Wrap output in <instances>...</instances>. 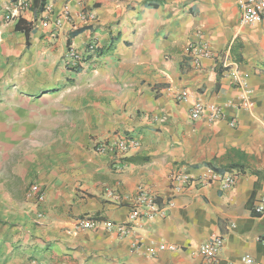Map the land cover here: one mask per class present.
Listing matches in <instances>:
<instances>
[{
	"label": "crops",
	"instance_id": "crops-1",
	"mask_svg": "<svg viewBox=\"0 0 264 264\" xmlns=\"http://www.w3.org/2000/svg\"><path fill=\"white\" fill-rule=\"evenodd\" d=\"M240 14L237 0H0V94L17 96L15 114L0 101V264H264V21ZM203 44L212 55L192 62ZM197 99L224 117L191 120ZM123 135L139 146L94 150ZM140 186L158 213L130 223ZM82 218L95 227L75 230ZM217 235L208 262L199 247ZM157 242L176 250L149 254Z\"/></svg>",
	"mask_w": 264,
	"mask_h": 264
},
{
	"label": "built area",
	"instance_id": "built-area-1",
	"mask_svg": "<svg viewBox=\"0 0 264 264\" xmlns=\"http://www.w3.org/2000/svg\"><path fill=\"white\" fill-rule=\"evenodd\" d=\"M81 1V0H77ZM239 9L241 11L240 14V21L246 24H253L258 20L264 21V0H237ZM16 7L17 9H25L29 7V0H16ZM48 9V8H47ZM68 17V11L66 10V7L63 9V11L57 16L54 25L60 26L62 23V19H67ZM5 18H10L9 15H5ZM81 19H90L93 18L92 13H81L80 14ZM96 48V44L94 42H90L87 46V49L92 51ZM187 50H190L193 59L192 62L197 63L200 58H208L212 55L211 51L207 48L206 45H200V46H193L188 45ZM67 58L71 60L74 64H80L82 62V53L77 51L75 48L70 47L67 51ZM242 85L244 83H241ZM174 98L176 100H186L187 99V93H175ZM252 104L249 101H244L243 106L244 107H250ZM189 117L191 120H199L201 118H206L209 122H215L217 120H221L224 115L223 111L220 106L215 105L213 103H204L200 99H197L193 104L189 111ZM139 146V141L136 138L130 137V136H119L117 138H114L110 142L103 143V142H95L94 144V150L99 153H103L107 150L110 151H116L119 154H124L126 151L135 149ZM174 180L186 182L189 183L191 180V176L183 173H176L172 176ZM234 182V177L231 174H223L221 176V188L224 190H227L231 188L232 184ZM31 192H37L38 193V201L44 200V194L41 192H38L36 185H32L30 187V193ZM109 192V191H108ZM109 194H112L110 191ZM154 195L147 190L145 187H138L137 192L133 198V207L129 214V222L134 223L138 221L141 217L150 218L153 217L156 213H158V209L154 202ZM255 210L259 214H264V196L262 199L255 205ZM41 214L37 213V217L40 218ZM95 221L88 219V218H82L76 221L73 228L75 230H84V229H90L95 227ZM132 224H113V223H107L105 225V228L107 231H114L115 234L122 238V237H128V236H137L136 232L133 230ZM223 238L220 236H214L211 238L210 241H207L203 243L199 247V251L205 256L208 262L214 260L217 253L221 250L223 247ZM133 245H137V241L133 243ZM155 250H171L175 251L176 246L173 244L165 243V242H157L152 243L151 246H149L148 251L149 254L153 255L155 253ZM246 263H250V258H243Z\"/></svg>",
	"mask_w": 264,
	"mask_h": 264
},
{
	"label": "rangeland",
	"instance_id": "rangeland-1",
	"mask_svg": "<svg viewBox=\"0 0 264 264\" xmlns=\"http://www.w3.org/2000/svg\"><path fill=\"white\" fill-rule=\"evenodd\" d=\"M17 98V96H16V94H14V93H1L0 94V101H2V102H14L13 104L12 103H10V104H12V105H14V106H12L10 109V111L11 112H13L14 114L16 113V109H15V99ZM24 99V100H23ZM22 100L23 101H27V99L28 98H23ZM49 100H53V98H48ZM37 100H39L38 102L40 103L41 102V104L44 102V101H46V99H37ZM58 100H60V97L59 98H57V101ZM45 105H40V113L41 112H43V113H41V115H40V117H43V116H46L47 115V110L46 109H44V110H42V107H44ZM34 112H35V110H34ZM5 114V113H4ZM29 115H31V112L29 113ZM16 116V115H15ZM44 131H46V130H44ZM43 130L41 131V134L44 132ZM40 134V137H41V140H38L39 142H40V147H44V146H47L48 144H49V142L48 141H45V137L44 136H42ZM31 148V147H30ZM29 151V150H28ZM31 187V186H30ZM29 191H30V188H29ZM37 213H40L41 214V212H37ZM40 218H42V214H41V217Z\"/></svg>",
	"mask_w": 264,
	"mask_h": 264
}]
</instances>
